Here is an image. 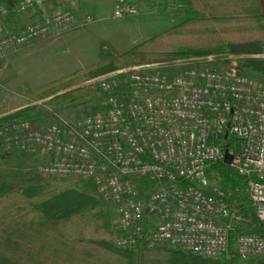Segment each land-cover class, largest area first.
<instances>
[{
  "label": "built area",
  "instance_id": "obj_1",
  "mask_svg": "<svg viewBox=\"0 0 264 264\" xmlns=\"http://www.w3.org/2000/svg\"><path fill=\"white\" fill-rule=\"evenodd\" d=\"M58 1L16 0L9 8L0 0V62L75 22L60 10L4 32L11 13ZM138 15V0L114 1L113 20ZM91 23L87 17L82 27ZM207 63L178 61L170 75L138 65L98 76L88 83L102 113L71 125L0 121V150L51 155L41 177L90 182L115 214L107 231L118 249L165 245L224 263L264 259V235L255 232L264 227V84ZM228 137L237 143L227 166L237 182L225 187L208 172L223 164Z\"/></svg>",
  "mask_w": 264,
  "mask_h": 264
},
{
  "label": "trees",
  "instance_id": "obj_2",
  "mask_svg": "<svg viewBox=\"0 0 264 264\" xmlns=\"http://www.w3.org/2000/svg\"><path fill=\"white\" fill-rule=\"evenodd\" d=\"M186 17L182 22L137 43L116 59L110 57L75 71L37 89L29 88L21 99L0 109V121H35L34 102L69 107L97 95L88 80L127 65L162 66L188 57L226 54L247 57L248 67L264 75V0H177ZM224 143L237 153L236 141ZM5 156L0 154V162ZM222 186H234L232 170L212 168ZM86 182V181H85ZM20 188L0 179V256L13 264H143L146 246L121 250L106 242L108 227L103 204L95 188L58 191L37 179L25 177ZM262 225L255 230L264 235ZM202 259L180 250L163 249V264H236ZM257 264H264L258 261Z\"/></svg>",
  "mask_w": 264,
  "mask_h": 264
},
{
  "label": "rangeland",
  "instance_id": "obj_3",
  "mask_svg": "<svg viewBox=\"0 0 264 264\" xmlns=\"http://www.w3.org/2000/svg\"><path fill=\"white\" fill-rule=\"evenodd\" d=\"M110 22H111L110 24L116 23L112 21ZM87 35H88L87 33L86 34L81 33L80 35H78L76 44L90 42L91 39ZM149 37H151V35L148 36V38ZM148 38H145L144 40ZM39 47L40 46L36 45L35 49H39ZM29 51L30 50H26L17 55L8 57L0 62V109L8 106L9 103L13 102L14 100L21 99L23 93L26 91L27 88L31 90L37 89L43 85H46L49 82L60 79L75 71L99 63L97 62L98 60H95L96 58L91 59V58L82 57L83 60L80 63H78L75 68L70 67L64 72L60 71L58 73H53L51 72L52 70L51 68L56 66V64L59 61H62L64 59L69 62V59H71V57L74 54L72 49L65 47L63 50H61L58 53L56 52L48 53L46 51L43 52L38 51L35 53H31V51L30 52ZM115 51L116 52L114 53L115 55L116 53H118V57L123 53H125L119 51V49L117 48H115ZM114 53H111V55H109L108 52L105 53V57L103 58V60L107 57H110L112 59L118 58L114 55ZM80 55H87V53L82 52ZM77 56H79V53H77ZM12 57L14 58L12 59ZM196 58H198L199 60H206L208 62L206 65L212 69L243 74L249 76L250 78L256 80L261 84H264V75L254 73L248 67L246 62L247 57L244 56L232 57L226 54H218V55H210L204 57H188L177 60L175 62L178 61L188 62V61L196 60ZM255 58L264 59V54ZM175 62L162 66H155L154 71L162 74L170 75L176 71L175 66H173ZM129 66H138V65L123 64L121 68L129 67ZM88 81L85 82V84H89ZM23 84H25V88H23L24 87L22 86ZM93 88L96 90L94 86ZM33 105L36 107L34 122L40 126H49L53 124L61 125L63 123H67L71 125L81 120L84 116L102 113L100 106L101 99L98 94V91H97V95L92 99L86 101L83 104L73 107H69L66 105L52 107L48 105L46 100L34 102ZM0 154H3L5 156V160L0 162V179L17 187L20 188L24 187L23 180L25 177L37 179L41 184L50 185L56 188L58 191H63L68 189H77L81 191L83 190V187L86 184L85 181L72 177L64 178L61 180L46 179L41 177L39 175L38 170L39 167L44 162L41 158L43 155L40 154V152L35 154H28L14 150H6V151L0 150ZM213 175L214 176H212V174L208 172V178L210 181L215 180L216 175L220 176L215 171H213ZM103 207L107 215V224H109L111 220L115 219V214L113 210L108 206L103 205ZM107 228L105 231L107 235L105 240L106 242L111 244L110 235L107 231ZM166 247L168 246L150 245L144 247L145 250L143 251L144 253L142 260L143 264H163V249ZM263 260L264 259L254 260L249 263L236 262V264H257L258 261H263ZM0 264H13V263L7 261L6 259L0 256Z\"/></svg>",
  "mask_w": 264,
  "mask_h": 264
},
{
  "label": "crops",
  "instance_id": "obj_4",
  "mask_svg": "<svg viewBox=\"0 0 264 264\" xmlns=\"http://www.w3.org/2000/svg\"><path fill=\"white\" fill-rule=\"evenodd\" d=\"M114 1L59 0L43 9H35L25 14L11 13L4 22L3 30L13 32L28 23L37 21L43 14H51L60 10L72 12L75 22L71 26L58 30L48 41L38 45L39 49H35L36 46L29 49L31 53L38 51L58 53L65 47L72 49L74 54L69 62L63 59L51 68V72L58 73L70 67L75 68L83 60L82 57L96 58L97 62L103 61L104 48H107L109 55L116 52L115 48L126 52L148 36L153 37L186 19L177 0H138L139 15L137 17L114 21L111 18ZM15 3L16 0H4V4L9 8H13ZM87 17L92 19V23L83 28L82 24ZM110 21L116 23L110 24ZM81 33H87L91 39L90 42L76 44L78 35ZM82 52H86L87 55H80ZM115 56L118 57V53ZM22 86L25 88V84ZM41 158L43 162H46L54 157L44 154ZM252 261L254 260L249 262Z\"/></svg>",
  "mask_w": 264,
  "mask_h": 264
},
{
  "label": "water",
  "instance_id": "obj_5",
  "mask_svg": "<svg viewBox=\"0 0 264 264\" xmlns=\"http://www.w3.org/2000/svg\"><path fill=\"white\" fill-rule=\"evenodd\" d=\"M231 160H232V156L228 153V150H225L223 164L228 166L231 163Z\"/></svg>",
  "mask_w": 264,
  "mask_h": 264
}]
</instances>
